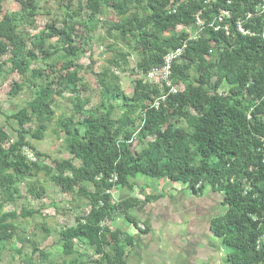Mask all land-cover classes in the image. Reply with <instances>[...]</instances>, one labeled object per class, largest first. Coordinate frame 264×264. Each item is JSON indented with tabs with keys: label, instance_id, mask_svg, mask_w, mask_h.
Here are the masks:
<instances>
[{
	"label": "trees",
	"instance_id": "obj_1",
	"mask_svg": "<svg viewBox=\"0 0 264 264\" xmlns=\"http://www.w3.org/2000/svg\"><path fill=\"white\" fill-rule=\"evenodd\" d=\"M261 1L56 0L61 16L53 19L39 0H21L20 10L6 12L0 0V59L7 57L2 65L9 64L22 79L9 95L17 96L24 87L31 92L25 107L5 116L16 125L15 138L0 127V212L25 200L17 188L20 181L27 194L42 195L43 189L36 192V177L44 173L63 194L82 196L89 208L59 233V264H127L132 239L107 224L122 215L138 229L130 211L139 202L132 197L114 202L112 193L132 191L137 177L165 180L194 195L206 189L221 194L225 212L212 227L228 250L225 264H264V15L243 23L250 35L235 25ZM108 10L115 12L114 22L101 20ZM222 11L229 13L221 24L227 33L214 30ZM38 15L49 18L32 34ZM98 28L127 47L108 44L104 50L112 54L108 66L120 72L129 67L132 52L137 54L134 71L145 75L162 68L166 54L185 46L166 81L136 79L130 97L108 70L95 74L99 102L85 111L89 100L81 99L77 88L84 67L77 64L76 40L82 36L78 31L87 36ZM189 31L196 33L194 40L188 39ZM166 82L182 85L183 91L170 94ZM66 92L74 96L80 120L58 121L70 158L50 167L31 141L44 139L55 117V97ZM28 125H34L32 131ZM20 214L33 217L37 211L23 207ZM12 219L0 216V243L16 235ZM43 231L46 238L49 232ZM77 244L92 250L93 258Z\"/></svg>",
	"mask_w": 264,
	"mask_h": 264
},
{
	"label": "rangeland",
	"instance_id": "obj_2",
	"mask_svg": "<svg viewBox=\"0 0 264 264\" xmlns=\"http://www.w3.org/2000/svg\"><path fill=\"white\" fill-rule=\"evenodd\" d=\"M21 0H3V12L20 10ZM56 0H39L42 11H48L55 17L60 18L61 13L57 10ZM47 16L38 15L35 18L36 30H31L30 33H36L43 30L45 23L48 21ZM117 16L114 11H105L101 17L102 21L114 22ZM73 30V26H69ZM75 30H79L75 28ZM177 32L180 31L178 28ZM78 34L82 35L81 39L76 40L79 55L77 64L82 65L84 69L79 74L80 81L77 83V88L80 91L81 99H88L89 103L84 108L85 111L93 108L99 102V88L95 82V74L108 70L111 78H113L121 88L122 93L130 97L133 93V85L136 79H141L142 75L134 71L137 67V54L132 52L129 58V67L125 72H120L106 63L112 58L111 53L105 52V47L108 44H115L117 49L127 51V47L121 42L112 39L107 33L106 28L97 29L93 33L84 36L80 31ZM79 35V36H80ZM101 54V55H100ZM99 55L101 56L99 58ZM7 57L0 59V64L7 61ZM93 60L92 69H87V66ZM40 64H33L31 68L41 67ZM133 70V71H132ZM132 71V72H131ZM22 79L17 72H12L9 64L2 65L0 71V127L9 134L13 140L15 138L14 129L16 125L12 120H7L5 116H11L21 108L25 107L30 101L31 92L24 87L17 96H10V91L13 83H20ZM183 90V87H181ZM75 100L74 96L68 92L63 93L61 97H55V117L52 124L49 126L45 137L40 142L31 141L35 150L40 152L43 156L42 162L46 166H53V162L65 160L70 158L65 150V142L68 140L64 134L61 133L58 121L72 118L73 122H78L80 117L74 115ZM84 111V112H85ZM120 112L116 110L115 116H119ZM181 126L184 123L181 122ZM34 125H28L33 130ZM133 146H136V141ZM73 164L79 166V161L74 160ZM36 192L43 189V194L40 196L29 195L26 193L24 181H20L17 188L19 193L25 200L16 202L14 205L7 204L0 212V216L13 218L12 222L15 224L17 231L16 235L8 242L0 243V264H49L54 261L59 264L63 256L59 248V233L76 224V217L86 214L88 211L85 199L82 196L63 194L60 188L51 183L44 173H39L36 177ZM135 186L143 188L146 194L155 190L153 186L158 184V181H153L145 177H137L134 181ZM181 187L180 184H175ZM122 191L117 189L116 192ZM123 192V191H122ZM125 192V191H124ZM115 202V200L113 199ZM28 208L37 211V215L33 217L22 216L21 208ZM8 219L7 222H10ZM44 229H47L49 235L45 237ZM121 229V228H120ZM82 254H87L93 258L92 250L82 248L76 245ZM38 249L34 252L33 248ZM41 253V256L40 254ZM85 257L83 262L87 260Z\"/></svg>",
	"mask_w": 264,
	"mask_h": 264
},
{
	"label": "crops",
	"instance_id": "obj_3",
	"mask_svg": "<svg viewBox=\"0 0 264 264\" xmlns=\"http://www.w3.org/2000/svg\"><path fill=\"white\" fill-rule=\"evenodd\" d=\"M153 187L152 194L138 186L112 193L115 202L131 197L139 202L130 211L138 229L122 215L107 224L132 239L126 248L127 264H225L228 250L212 227L225 212L222 195L210 189L194 195L165 180ZM148 196L158 199L148 202Z\"/></svg>",
	"mask_w": 264,
	"mask_h": 264
},
{
	"label": "built area",
	"instance_id": "obj_4",
	"mask_svg": "<svg viewBox=\"0 0 264 264\" xmlns=\"http://www.w3.org/2000/svg\"><path fill=\"white\" fill-rule=\"evenodd\" d=\"M264 15V0H262L255 8L252 12H249L247 14L244 15V21H240L237 20L235 22L236 25V30L241 33L242 35H250L249 31H246L243 28V23L248 20H250L253 16H263ZM229 17V13L226 11H222L220 12V14L217 17V24L218 26L214 27V30L217 31L220 28L224 29V31L227 33L228 32V27L226 25H221L223 24V21L225 18ZM203 23L202 21L196 16V25L197 26H201ZM196 36L195 32H190L189 31V35H188V39H192L194 40ZM262 39H264V29L262 32ZM185 45H183L181 48H177L176 50H174L173 52H170L168 54L165 55L163 61H164V65L162 68L160 69H152L149 72H147L145 75H142V78H144V80L150 84H157L159 83L160 80H165L167 79L169 72H170V66L171 63L174 62V60H177V58L180 57L182 50L184 48ZM166 87L170 88L169 93L170 94H176L177 92H181L183 91L181 89V87H183L182 85L179 86H172L170 84V82H166ZM165 97L162 96L160 101H164ZM159 101H156L154 103V106L156 108H158L159 106ZM115 180V179H114Z\"/></svg>",
	"mask_w": 264,
	"mask_h": 264
},
{
	"label": "water",
	"instance_id": "obj_5",
	"mask_svg": "<svg viewBox=\"0 0 264 264\" xmlns=\"http://www.w3.org/2000/svg\"><path fill=\"white\" fill-rule=\"evenodd\" d=\"M100 55H101V54H100ZM100 55H99V58L101 57Z\"/></svg>",
	"mask_w": 264,
	"mask_h": 264
}]
</instances>
